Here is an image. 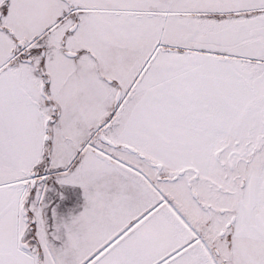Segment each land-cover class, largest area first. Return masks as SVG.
<instances>
[{"label": "snow or ice", "instance_id": "6c2138e0", "mask_svg": "<svg viewBox=\"0 0 264 264\" xmlns=\"http://www.w3.org/2000/svg\"><path fill=\"white\" fill-rule=\"evenodd\" d=\"M0 264H264V0H0Z\"/></svg>", "mask_w": 264, "mask_h": 264}]
</instances>
